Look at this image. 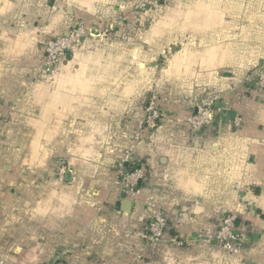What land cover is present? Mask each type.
Returning <instances> with one entry per match:
<instances>
[{
    "label": "crops",
    "instance_id": "crops-1",
    "mask_svg": "<svg viewBox=\"0 0 264 264\" xmlns=\"http://www.w3.org/2000/svg\"><path fill=\"white\" fill-rule=\"evenodd\" d=\"M140 1L0 0V264H264V92L243 90L264 63V0H157L132 15ZM120 17L110 40L42 67L45 40ZM152 90L170 99L164 114L215 95L229 112L201 133L167 121L146 134L143 191L124 198L116 163ZM157 209L165 238L195 241L144 243ZM226 213L253 238L243 253L203 242Z\"/></svg>",
    "mask_w": 264,
    "mask_h": 264
},
{
    "label": "built area",
    "instance_id": "built-area-1",
    "mask_svg": "<svg viewBox=\"0 0 264 264\" xmlns=\"http://www.w3.org/2000/svg\"><path fill=\"white\" fill-rule=\"evenodd\" d=\"M157 0H142L136 3L131 14H139L145 11L148 6ZM125 21L120 17L116 21L103 28L87 27L82 22H75L62 35L47 39L43 42L42 67L50 71L66 55L68 51L77 44L86 40L108 41L115 29ZM243 90L245 92H264V63L253 69L244 79ZM188 101L189 111L186 114H164L163 106L170 102L167 97L160 96L152 90L143 107V116L138 121L128 148L118 159L115 167V183L119 186L121 195L124 198H135L141 194L146 179L142 163L135 153L136 146L142 141L146 134L153 133L160 125L170 121L178 125H185L191 133H201L209 129L214 120L225 117L227 103H223L221 96L190 97ZM5 121V116L0 111V127ZM241 118L233 120L235 127L241 125ZM55 177L64 181L69 168L65 159L56 162ZM98 209V207H95ZM216 231L213 236L204 238L203 242L212 244L223 251L231 254L243 253L253 244V238L247 230L242 229L238 224V217L234 214H223L216 219ZM169 228V220L161 209L155 210L142 228L141 239L146 244H157L166 239L175 247H183L190 242L189 239H182L177 236L165 238ZM253 236V235H252Z\"/></svg>",
    "mask_w": 264,
    "mask_h": 264
},
{
    "label": "rangeland",
    "instance_id": "rangeland-1",
    "mask_svg": "<svg viewBox=\"0 0 264 264\" xmlns=\"http://www.w3.org/2000/svg\"><path fill=\"white\" fill-rule=\"evenodd\" d=\"M154 2H155V1H153L151 4H153ZM137 3H138V2H137ZM151 4H150V5H151ZM150 5H149V6H150ZM149 6H148V7H149ZM131 9H132V8H131Z\"/></svg>",
    "mask_w": 264,
    "mask_h": 264
},
{
    "label": "water",
    "instance_id": "water-1",
    "mask_svg": "<svg viewBox=\"0 0 264 264\" xmlns=\"http://www.w3.org/2000/svg\"><path fill=\"white\" fill-rule=\"evenodd\" d=\"M227 112H229V111H227ZM227 112H226V113H227Z\"/></svg>",
    "mask_w": 264,
    "mask_h": 264
}]
</instances>
